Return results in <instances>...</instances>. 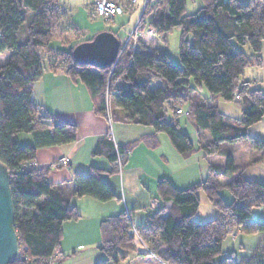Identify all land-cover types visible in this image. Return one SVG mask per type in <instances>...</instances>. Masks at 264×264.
<instances>
[{"label": "trees", "instance_id": "obj_1", "mask_svg": "<svg viewBox=\"0 0 264 264\" xmlns=\"http://www.w3.org/2000/svg\"><path fill=\"white\" fill-rule=\"evenodd\" d=\"M185 2L147 0L138 20L143 27L144 16L150 14L147 25L157 34L180 29L179 64L142 46L133 50L130 39H126L120 42L123 49L115 62L94 66L76 61L72 50L77 44L67 50L50 47L52 40L66 41L62 27L66 11L58 0H0V54L9 53L0 64V161L10 174L20 249L11 264H50L49 259L59 249L62 223L79 218L66 192L48 180L49 168L33 166L37 149L69 144L76 138L74 124L55 123L35 107L32 84L46 71L81 82L98 116L107 117V93L111 121L150 126L166 134L178 153L188 156L194 148L176 120L177 106L185 104L187 120L198 136V148L205 156L225 158L224 164H211L203 180L185 189L176 188L166 178L157 179L155 198L169 205L150 209L139 226H134L126 212L101 220L98 249L106 258L93 264H118L127 252L135 250L136 237L145 245V253L163 264H264V220L250 219L251 208L264 209V184L242 172L234 176L238 170L224 146L245 139L254 150L250 163L264 161V140L247 133L250 126L264 120V93L240 84L246 67L261 64L264 0H201L202 5L191 14H185ZM24 23L25 34L19 40L18 31ZM245 45L249 52L241 50ZM156 81L161 86L152 89ZM202 88L222 101L236 100L240 119L226 121L215 102L201 98ZM19 133L30 134L31 143L20 145ZM131 145L111 144L107 158L114 168L110 173L119 172L117 161L123 164ZM104 172L92 166L86 174L75 173L71 195L100 202L114 199V192L102 179ZM219 176L229 180L219 182ZM221 188H226L235 201L225 203ZM198 190L217 210V215L204 223L193 219L199 207ZM234 230L262 235L244 261L237 262L228 255L215 262L223 239Z\"/></svg>", "mask_w": 264, "mask_h": 264}, {"label": "crops", "instance_id": "obj_2", "mask_svg": "<svg viewBox=\"0 0 264 264\" xmlns=\"http://www.w3.org/2000/svg\"><path fill=\"white\" fill-rule=\"evenodd\" d=\"M157 35L163 36L164 34ZM148 39L150 37H139V41L132 45L133 50L142 46L149 53L166 54L159 45L156 46L158 52L149 49L147 46ZM0 57V64H2L8 59L9 53H1ZM260 59L261 64L259 66H250V68L260 69V72L251 74V77L253 75L257 77L260 74V84L255 82L250 88H259L264 93V40L261 42ZM248 68L249 66L245 68L242 80H244L245 71ZM256 79L246 78V81L254 82ZM159 86H161L159 81L151 84L152 89ZM202 90H199L201 98L207 99L208 102H215L218 111L224 115L226 121H232L230 120L231 111L240 112L236 100L233 102H237V107H231L215 95L208 93L205 96L202 95ZM32 99L35 107L39 108L44 116L50 117L53 122L69 123L76 126V138L73 142L37 149L33 163V166L37 168H49L48 180L52 185L66 192L70 198V203L76 207L79 213L80 218L78 220L62 223L61 237L65 242L63 247L60 246L59 251L65 253L77 248L81 249L83 245L98 247L101 220L120 212H126L132 216L136 209L150 210L149 201L156 197V192L153 193L154 191L145 186L146 177L150 179L153 177L154 185L156 180L162 177H166L175 185L177 180L188 182L191 179V173L186 171V168L194 160H204L208 170L211 164H224L225 162V158L223 161H216L213 159L215 155L205 156L204 151L198 148L197 133L187 120L186 115L178 114L176 120L178 128L188 136L194 149L190 155L183 156L176 151L166 134L155 132L150 126L120 121L108 122L106 117L96 115L92 110V102L85 86L79 81H72L68 76L61 73L44 72L40 79L32 84ZM181 108L185 110L186 106ZM178 117L185 119L179 120ZM110 133L112 140L108 136ZM26 140L30 141L27 137ZM112 143L115 146L132 144L123 164L119 166L118 173H110L114 168V163L107 158V153L111 152ZM94 149H97V154H93ZM156 154L160 156L158 157ZM248 154L253 155L254 150L251 148ZM61 158L67 159L65 165L50 167L51 164L57 163ZM251 160V158H247L242 160L241 164H236L233 157V164L238 170L233 175L236 176L240 172L244 174L246 168L255 164L248 165ZM92 166L106 171L102 174V179L114 192V199L100 202L87 196L73 197L71 195L74 174H86ZM178 173L180 176L177 177ZM218 179L225 182L229 180V177L219 176ZM164 204L168 205L169 202ZM140 245L144 249L142 251L146 252L145 245L142 242ZM134 247V251H137L136 244ZM137 252L141 251L138 250ZM101 258L102 256L97 254L94 256V259ZM158 262L163 264L160 260Z\"/></svg>", "mask_w": 264, "mask_h": 264}, {"label": "rangeland", "instance_id": "obj_3", "mask_svg": "<svg viewBox=\"0 0 264 264\" xmlns=\"http://www.w3.org/2000/svg\"><path fill=\"white\" fill-rule=\"evenodd\" d=\"M59 3L64 7L66 11V17L63 19L62 27L65 29V37L66 41L61 42L60 40H52L50 42V47L57 50H67L70 46L75 44L83 43L101 32H111L113 33L120 42H124L125 39L130 36V41L132 45L134 42L139 41V37L147 38V46L149 49H154L156 52L159 50L156 46L159 45L165 51L169 60L174 64H179L178 57V46H179V38H180V29L175 27L172 28L169 32L164 34L163 36H158L157 33L149 34V27L147 22L151 15H145L144 21L145 25L143 27L140 26L138 20L143 12L145 1L144 0H127L124 3L121 0H117L123 7V13L121 15L115 16L112 20H106L98 14L94 13L93 1L92 0H58ZM240 2H246L247 0H238ZM202 5L201 0H186L185 2V14L194 13L200 6ZM136 26L134 32L133 29ZM133 32V33H132ZM137 32V33H136ZM25 34V23L21 25L18 31V39L22 40ZM244 52H249V47L247 45L240 47ZM1 60V57H0ZM1 62V61H0ZM256 72H260V69H256L255 67L249 68L245 71V78L242 80L247 83L246 87H251V85L255 82H259L260 84V74H256ZM246 78H257L254 82L246 81ZM202 95H206L208 93L204 88H202ZM201 99V98H198ZM213 103V102H211ZM229 106L237 107V102L228 101L225 102ZM183 105H178L177 107H184ZM171 111H167V116L171 117ZM230 116L233 122H236L240 119V112L234 113L230 112ZM178 119H185L184 117H178ZM248 136L264 140V120L259 121L258 123L250 126L247 130ZM254 135V136H253ZM256 136V137H255ZM18 142L20 145H25L27 143H31V136L28 133H19L17 135ZM27 139L30 141H27ZM167 137V135H166ZM224 146L230 150V153L234 157L236 164H241L247 158H254L253 155H249L250 145L249 142L245 139L238 140L234 143H225ZM158 157L160 155L156 154ZM251 156V157H250ZM216 161H223L224 157L222 155L216 154L214 158ZM243 160V161H242ZM165 162L163 158V163ZM248 165H252L251 163ZM186 171L191 173V179L188 182L178 181L175 183V187L178 189H185L191 187L195 183L203 180L208 174L209 170L207 169V164L204 160H194ZM181 173V172H180ZM180 173L177 174V177L180 176ZM244 175L248 178H255L264 184V161L255 163L254 165L246 168L244 170ZM150 176V175H149ZM152 177V176H150ZM166 178V177H162ZM167 179V178H166ZM221 179V178H220ZM145 186H147L151 191L155 193V185L153 177L145 178ZM219 181V179H218ZM223 182V181H219ZM220 196L224 200L225 203H232L235 201L233 196L226 188H221ZM197 196L199 198V207L197 213L194 215L193 219L197 222L204 223L217 215V210L213 207L211 202L207 199L204 192L201 190L197 191ZM162 205H165L162 203ZM169 205V204H168ZM150 209V208H149ZM150 210L145 211L143 208L134 210L133 215L131 216L132 222L134 226H139L145 220V217L148 215ZM80 218V216H79ZM78 218V219H79ZM77 219V220H78ZM82 219V217H81ZM250 219L253 221H261L264 220V209L262 206L253 207L250 210ZM75 221V220H67L65 222ZM262 233H252L245 234L242 232L233 231L229 233L222 241V251L220 254L214 257V261L217 262L221 260L225 256H232L234 260L237 262L244 261L246 258L251 256L255 245L260 240ZM65 240L60 238L58 248L60 246L63 247ZM142 242L139 237H136L135 244L137 245V251H130L126 253L124 258L119 261L118 264H160L156 258H154L151 254L145 253L143 247L140 245ZM81 246V245H80ZM84 246V247H83ZM81 246V249L77 248L74 251H69L65 253L60 250V255L57 254L58 250L53 253L50 261H57L60 264H93L97 260L105 259L106 256L103 252H101L98 247L92 246ZM102 256L101 259H94L95 255ZM20 255V249H19ZM18 255V256H19ZM58 255V260H56Z\"/></svg>", "mask_w": 264, "mask_h": 264}, {"label": "water", "instance_id": "obj_4", "mask_svg": "<svg viewBox=\"0 0 264 264\" xmlns=\"http://www.w3.org/2000/svg\"><path fill=\"white\" fill-rule=\"evenodd\" d=\"M123 46L111 32H101L83 43L77 44L73 56L78 62L94 66L116 61ZM19 255V242L14 228V209L10 190V174L0 161V264H11Z\"/></svg>", "mask_w": 264, "mask_h": 264}, {"label": "built area", "instance_id": "obj_5", "mask_svg": "<svg viewBox=\"0 0 264 264\" xmlns=\"http://www.w3.org/2000/svg\"><path fill=\"white\" fill-rule=\"evenodd\" d=\"M92 1H93L94 13L100 15L104 19H112L115 16L121 15L123 13L122 5L115 0H92ZM146 1L147 0H145V2ZM135 28H136V26L134 27L133 32H134ZM148 33L153 34L154 31L149 29ZM130 36H131V33L127 37V40L130 38ZM240 84L242 86L247 85V83H245V82H241ZM234 97L237 98L238 97L237 94H235ZM109 102H110V98H109V95L106 93V95H105V106H106V110H107V117L106 118H107L108 122L111 121L109 110H108L109 109ZM176 113L186 115V110H184L181 107H177ZM108 136H109L110 140H112V134L110 133ZM66 163H67V159L61 158V159H59V161L57 163L51 164L50 167H57L60 165H65ZM117 164H118V166H120L119 161H117ZM161 205H162V203L159 200H157L156 198H151L148 206L150 209H157ZM50 264H60V263L57 261H51Z\"/></svg>", "mask_w": 264, "mask_h": 264}]
</instances>
